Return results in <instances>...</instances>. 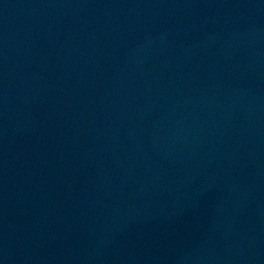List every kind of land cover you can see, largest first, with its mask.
Here are the masks:
<instances>
[{"label":"water","instance_id":"95a60500","mask_svg":"<svg viewBox=\"0 0 264 264\" xmlns=\"http://www.w3.org/2000/svg\"><path fill=\"white\" fill-rule=\"evenodd\" d=\"M0 264H264V0H0Z\"/></svg>","mask_w":264,"mask_h":264}]
</instances>
